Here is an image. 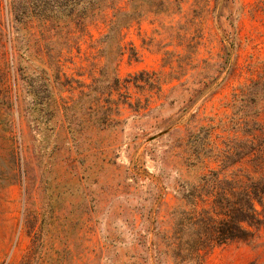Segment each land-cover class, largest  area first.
Listing matches in <instances>:
<instances>
[{"label":"rangeland","instance_id":"374dc122","mask_svg":"<svg viewBox=\"0 0 264 264\" xmlns=\"http://www.w3.org/2000/svg\"><path fill=\"white\" fill-rule=\"evenodd\" d=\"M12 1L0 0V264H264V0H160L114 29L129 0L81 28L27 21ZM213 171L256 189L263 224L176 258L174 211Z\"/></svg>","mask_w":264,"mask_h":264},{"label":"trees","instance_id":"16d2710c","mask_svg":"<svg viewBox=\"0 0 264 264\" xmlns=\"http://www.w3.org/2000/svg\"><path fill=\"white\" fill-rule=\"evenodd\" d=\"M18 1L23 2L20 17L27 21L49 22L53 28L71 25L81 28L112 0H14L13 12ZM158 1L152 3L153 7L141 9L136 4L137 0H129L128 11L114 9L110 29L128 26L149 8L163 10L162 2ZM233 183L231 180L226 182L220 178L218 171H213L200 177L198 184H186V192L181 197L188 209L179 208L174 211V233L177 240L174 257L192 260L201 250L214 244L246 239L253 233L252 228L258 229L263 224L254 204L256 201L263 206L256 189L249 191L239 188L235 179ZM205 202H209L208 207L198 210L197 205ZM182 249L187 253L182 254Z\"/></svg>","mask_w":264,"mask_h":264}]
</instances>
